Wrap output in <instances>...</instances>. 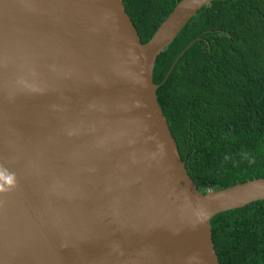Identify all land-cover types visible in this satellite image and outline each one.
Returning <instances> with one entry per match:
<instances>
[{
	"label": "water",
	"instance_id": "water-1",
	"mask_svg": "<svg viewBox=\"0 0 264 264\" xmlns=\"http://www.w3.org/2000/svg\"><path fill=\"white\" fill-rule=\"evenodd\" d=\"M210 1L142 42L123 0H0V264H220L210 219L264 177L200 191L152 79Z\"/></svg>",
	"mask_w": 264,
	"mask_h": 264
},
{
	"label": "trees",
	"instance_id": "trees-1",
	"mask_svg": "<svg viewBox=\"0 0 264 264\" xmlns=\"http://www.w3.org/2000/svg\"><path fill=\"white\" fill-rule=\"evenodd\" d=\"M178 1L123 3L145 42ZM152 79L200 191L264 177V0H211L201 7L158 54ZM243 151L252 164L241 161ZM210 224L220 264L264 263V199L219 212Z\"/></svg>",
	"mask_w": 264,
	"mask_h": 264
},
{
	"label": "clouds",
	"instance_id": "clouds-1",
	"mask_svg": "<svg viewBox=\"0 0 264 264\" xmlns=\"http://www.w3.org/2000/svg\"><path fill=\"white\" fill-rule=\"evenodd\" d=\"M240 158H241L242 162L246 161L248 164H252L253 163V157L247 151L241 152ZM8 184L12 185V180L11 179L8 180ZM11 189H12V187H8V188L4 189L2 186H0V191H10Z\"/></svg>",
	"mask_w": 264,
	"mask_h": 264
}]
</instances>
